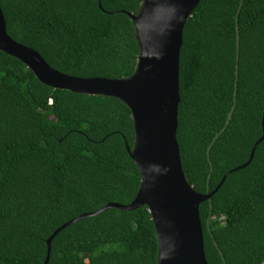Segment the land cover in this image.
Listing matches in <instances>:
<instances>
[{"label": "trees", "instance_id": "obj_1", "mask_svg": "<svg viewBox=\"0 0 264 264\" xmlns=\"http://www.w3.org/2000/svg\"><path fill=\"white\" fill-rule=\"evenodd\" d=\"M144 0H0L7 32L53 68L122 78L140 46L128 13ZM101 4V7L99 6ZM178 130L188 182L209 193L247 162L263 135L264 0H200L183 28ZM119 98L54 88L0 50V264H44L61 225L130 203L141 175ZM208 264L264 260V139L249 164L199 204ZM47 264H158L146 205L111 207L52 239Z\"/></svg>", "mask_w": 264, "mask_h": 264}, {"label": "water", "instance_id": "obj_2", "mask_svg": "<svg viewBox=\"0 0 264 264\" xmlns=\"http://www.w3.org/2000/svg\"><path fill=\"white\" fill-rule=\"evenodd\" d=\"M199 2L144 0L138 14L128 13L136 28L140 53L135 71L122 78L77 77L53 68L37 50L11 37L0 7V50L19 58L39 80L54 88L119 98L130 108L134 120L136 143L132 150L126 147L141 175L136 196L128 204L110 202L58 227L47 239L44 264L48 263L52 239L69 224L111 207L133 210L143 205L154 222L158 264H208L199 204L221 187L229 173L250 163L256 145L264 139V116L263 135L247 162L228 171L213 191L197 192L182 168L177 130L183 28Z\"/></svg>", "mask_w": 264, "mask_h": 264}]
</instances>
